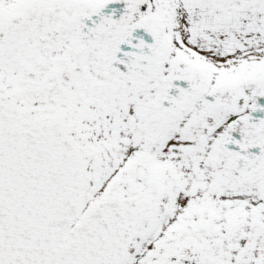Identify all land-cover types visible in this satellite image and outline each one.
<instances>
[{
	"label": "snow or ice",
	"instance_id": "snow-or-ice-1",
	"mask_svg": "<svg viewBox=\"0 0 264 264\" xmlns=\"http://www.w3.org/2000/svg\"><path fill=\"white\" fill-rule=\"evenodd\" d=\"M0 264H264V0H0Z\"/></svg>",
	"mask_w": 264,
	"mask_h": 264
}]
</instances>
